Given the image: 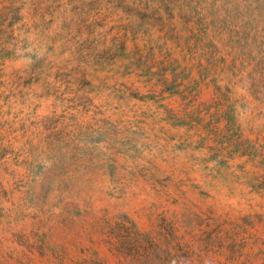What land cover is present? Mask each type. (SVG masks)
<instances>
[{"label":"rangeland","instance_id":"374dc122","mask_svg":"<svg viewBox=\"0 0 264 264\" xmlns=\"http://www.w3.org/2000/svg\"><path fill=\"white\" fill-rule=\"evenodd\" d=\"M0 264H264V0H0Z\"/></svg>","mask_w":264,"mask_h":264}]
</instances>
